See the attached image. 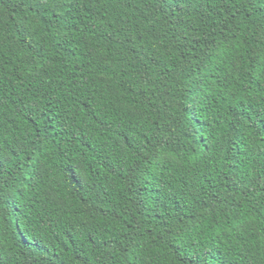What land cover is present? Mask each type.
Masks as SVG:
<instances>
[{"label":"trees","instance_id":"1","mask_svg":"<svg viewBox=\"0 0 264 264\" xmlns=\"http://www.w3.org/2000/svg\"><path fill=\"white\" fill-rule=\"evenodd\" d=\"M0 264H264V0H0Z\"/></svg>","mask_w":264,"mask_h":264},{"label":"snow or ice","instance_id":"2","mask_svg":"<svg viewBox=\"0 0 264 264\" xmlns=\"http://www.w3.org/2000/svg\"><path fill=\"white\" fill-rule=\"evenodd\" d=\"M0 151H2V148H0ZM262 188H264V185H262ZM208 256H212L213 259H216L215 255L212 252H208L203 256H196L191 261H185V264H208ZM216 264H220V261L216 260Z\"/></svg>","mask_w":264,"mask_h":264}]
</instances>
